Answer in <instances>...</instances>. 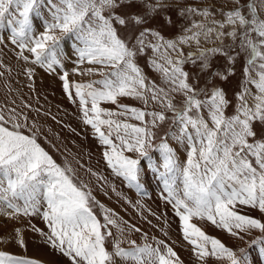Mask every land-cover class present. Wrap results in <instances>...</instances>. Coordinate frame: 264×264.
Instances as JSON below:
<instances>
[{
  "label": "snow or ice",
  "instance_id": "snow-or-ice-1",
  "mask_svg": "<svg viewBox=\"0 0 264 264\" xmlns=\"http://www.w3.org/2000/svg\"><path fill=\"white\" fill-rule=\"evenodd\" d=\"M170 7L165 0H0V29L8 30L18 59L58 76L115 177L143 193L142 177L155 175L197 264H209L210 258L250 264L244 248L238 255L193 221L210 222L239 240L258 231L261 236L250 246L264 256V222L244 213L247 208L264 214V0H195L177 6V20L166 11ZM177 23L180 30L172 37L161 31ZM241 54L243 80L233 103L213 82L227 81L233 71H212V58L225 56L234 64ZM141 60L159 83L146 75ZM26 71L31 81L35 69ZM205 74L206 83L198 87ZM28 119L0 110V217L42 219L47 231L31 220L29 230L68 264H184L172 245L156 237L149 243L146 232L102 203L91 180L81 179L67 156L57 163L40 138L56 146ZM86 172L105 196L106 187L116 191L97 171ZM121 198L134 209L144 207ZM149 215L161 219L150 210ZM167 227L165 219L160 228L165 236ZM137 233L142 243L133 238ZM12 239L27 251L21 228ZM0 264L43 262L0 250Z\"/></svg>",
  "mask_w": 264,
  "mask_h": 264
},
{
  "label": "rangeland",
  "instance_id": "rangeland-1",
  "mask_svg": "<svg viewBox=\"0 0 264 264\" xmlns=\"http://www.w3.org/2000/svg\"><path fill=\"white\" fill-rule=\"evenodd\" d=\"M146 2L151 3L153 0H146ZM193 2H195V0H165V3L171 6L170 9H166V11H169L173 20H177V6ZM152 26L159 27L158 24ZM37 28L38 30H42L39 28V25H37ZM179 30V23H177L175 27L161 29L166 37H172L177 34ZM0 36H2L4 40L3 43H0V64L4 65V67H0V73H3L0 75V110L4 111L6 116L14 110L16 113H21L22 116L26 115L29 118V124L34 121L38 126H41L43 135L46 136L56 148L54 149L50 144L46 143L43 136L40 138V143L51 155H53L57 163L63 164L64 158L67 156L73 168L76 169L77 175L85 181L91 180V186L97 198L106 206L118 212L125 220L136 224L143 232H146L149 237V243L153 242L152 237L163 239L174 247L175 251L184 261V264H197L192 254L191 246L182 238L178 217L174 215L171 205L165 203L162 196L156 190L160 189V182L155 175L149 171L146 176L142 177L141 183H144V187L147 188L146 190L144 189L143 194L146 191L148 192V194L144 195H139L135 189L127 187L126 182L121 178L115 177L102 159L100 148L92 137L90 126L82 124L78 119L80 112L77 105L70 102L66 94L62 91L61 81L58 76L49 75L42 68L26 64L23 60L18 59L17 52L19 49L11 44L9 32L6 28L0 29ZM70 43L71 41L65 42L66 45ZM207 46L211 47V45ZM185 51H187V49H185ZM65 52L71 59L75 58L67 46L65 47ZM25 54L27 55V53ZM231 54L235 55L234 52ZM71 59L65 62V67L69 70L74 67L71 63ZM140 63L146 75L159 83L158 75L152 72L151 69L144 64L143 60H141ZM29 67L35 69V75L31 81L26 71ZM186 68L194 75L198 72L197 68L194 66L188 65ZM243 68V54L236 57L234 64H230L225 56L218 55L212 58V71L227 72L228 69H232L233 71V74L228 76L227 81L222 82L218 78L213 81L225 90L228 99L232 100L233 103H235V93L240 91L241 82L243 80ZM70 78L75 80L82 79L79 76H72ZM98 78L99 77H92V79ZM207 78V74L201 76L197 86H203ZM83 79L88 78L85 77ZM33 81V87H29V84ZM253 91L255 90L253 89ZM122 99L124 103L143 107L138 101L129 98ZM104 107L115 108L114 105H104ZM232 111L233 109L230 107L228 113L231 114ZM52 117H55V120L52 119ZM57 121H59V123H57ZM133 122L137 123L135 121ZM164 127L166 128L167 124ZM49 129H51L50 132ZM71 129H75V131ZM172 146L177 147L174 142H172ZM56 149H59V151ZM152 155L158 157L157 153H152ZM178 155L181 160L184 159L183 149L178 148ZM77 161H79V163H77ZM145 163L146 162L142 161V166H144ZM87 168H91L106 177L110 184L115 186L116 191L113 192L111 187H106L105 191H107L108 194L105 196L104 193L97 188V181L95 178L90 177L86 172ZM121 197H126L133 205L139 200L144 207L140 208V206L137 205L134 209L132 206L125 203V200ZM149 210L156 213L161 219L157 220L156 216L149 215ZM94 211L99 217V209L94 208ZM138 211L142 212L143 216L147 217V220L142 219ZM244 213L254 218L261 219V222H264V214L259 213L258 210L244 208ZM165 219L168 223L166 229L168 233L167 236L160 230V228L164 227ZM29 220H31V224L47 231L45 223L38 217H22L20 220H8L4 217H0V250L37 258L43 262V264H68L66 258L54 253L42 243L38 234L29 230ZM148 220L152 223L149 224L147 222ZM193 222L201 227L206 234L220 239L225 246L237 251L238 255V250L244 248L250 256V264H261L258 260L259 248L257 246H250V241L252 239L261 236L258 231H253L250 236H245L244 240H239L222 229L216 228L210 222L198 219H194ZM153 225H157V227H153ZM16 228H21L23 230L27 241V251L19 248L12 239ZM133 238L137 240V243H142L140 233L135 234ZM108 246L109 248L111 247V238L108 241ZM124 246L126 247V245ZM209 264H228V262H217L210 258Z\"/></svg>",
  "mask_w": 264,
  "mask_h": 264
},
{
  "label": "bare ground",
  "instance_id": "bare-ground-1",
  "mask_svg": "<svg viewBox=\"0 0 264 264\" xmlns=\"http://www.w3.org/2000/svg\"><path fill=\"white\" fill-rule=\"evenodd\" d=\"M143 185L145 186V184L143 183ZM144 189L146 190L147 188L144 187ZM146 194H148V192L146 191Z\"/></svg>",
  "mask_w": 264,
  "mask_h": 264
}]
</instances>
